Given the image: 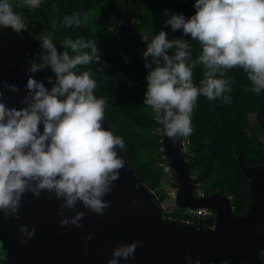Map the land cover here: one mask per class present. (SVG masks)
Returning a JSON list of instances; mask_svg holds the SVG:
<instances>
[{
	"label": "clouds",
	"instance_id": "obj_1",
	"mask_svg": "<svg viewBox=\"0 0 264 264\" xmlns=\"http://www.w3.org/2000/svg\"><path fill=\"white\" fill-rule=\"evenodd\" d=\"M38 3L27 0V7ZM193 7L194 14L187 17L175 12L168 15L165 10V23L199 42L195 59H191L188 39H170L163 29L147 41L143 51L148 69L143 102L162 125L156 131L173 143L192 133L191 117L198 95L230 102L227 93L232 78H224L225 70L241 67L252 91L264 90V0H194ZM62 22L78 27L80 13H71ZM9 27L17 31L27 28L23 9L16 8L13 0H0V29ZM40 42L44 51L29 59L27 70L36 73L50 68L55 76L54 82L53 76L47 77L51 87L30 75L23 82L28 94L21 97L26 106L8 104L0 97V213L4 219L19 218L24 193L39 197L47 191L61 201L58 223L80 227L86 213L76 210L78 203L97 215L110 206L111 201L104 197L112 192L125 165L118 154L125 144L111 128L102 126L106 105L104 98L94 93L97 82L92 73L77 68L101 59L96 41L66 37L61 51L51 35L42 36ZM197 64L204 68L198 85L193 83ZM4 83L16 86L14 81ZM65 210L74 214L64 215ZM17 228L21 243L36 232L35 227L23 223ZM92 235L88 233L85 239ZM139 243L137 239L118 243L107 264H121L134 257ZM6 258V249L0 247V264H6ZM185 264L201 261L188 254Z\"/></svg>",
	"mask_w": 264,
	"mask_h": 264
},
{
	"label": "trees",
	"instance_id": "obj_2",
	"mask_svg": "<svg viewBox=\"0 0 264 264\" xmlns=\"http://www.w3.org/2000/svg\"><path fill=\"white\" fill-rule=\"evenodd\" d=\"M13 3L23 9L27 30L38 40L51 35L60 45L66 37L83 36L96 41L101 59L96 64L92 62L77 68L89 70L96 80L94 93L105 100V118L114 134L123 138L124 151L138 182L156 192L158 203L167 205V219L212 227L214 213L199 217L175 205L163 192L162 181L167 172L162 164L170 165L161 150L163 137L156 131L161 125L143 102L148 69L143 57L147 43L141 32L146 31L152 38L163 29L170 39H188L191 59H195L200 51L199 42L191 40L190 34H184L182 29L173 31L165 23L173 12L186 17L194 14V0H39L31 9L27 7V0H13ZM73 12L80 13V25L65 26L63 18ZM128 21H131L129 25ZM121 23L129 26V31L120 32ZM0 31L8 33L9 30ZM33 55L31 53L28 59ZM203 71L202 64L194 67V84H199ZM37 72L50 88L47 77L53 76V82L55 79L51 69ZM228 77L232 78L231 91L227 93L230 102L198 95L191 117L193 131L188 137L180 138L188 143V167L192 176L197 174L194 183L200 184L205 195L219 190V194L230 198L234 213L243 216L251 205V193L238 156L241 155L248 167H264V90L253 92L247 74L239 66L225 70L224 78ZM172 179L173 187H178L175 174ZM260 257L264 262V253Z\"/></svg>",
	"mask_w": 264,
	"mask_h": 264
},
{
	"label": "water",
	"instance_id": "obj_3",
	"mask_svg": "<svg viewBox=\"0 0 264 264\" xmlns=\"http://www.w3.org/2000/svg\"><path fill=\"white\" fill-rule=\"evenodd\" d=\"M8 30L0 31V97L8 104L26 106L21 97L28 94L23 83L28 76L48 87L38 72L27 70L29 55L44 50L27 28ZM119 31H129V26L121 23ZM56 46L58 51L63 50L60 44ZM4 81H14L16 86L10 87ZM102 126L110 128L106 118ZM162 137L170 172L178 183L174 204L187 210L214 211L212 227L167 219V205L158 203L156 192L138 182L125 151L118 150L125 165L119 170L112 192L104 197L111 204L103 215L78 203L76 210L86 213L81 226H61V201L47 191L39 197L30 191L24 193L19 218L4 219L0 213V247L7 251L6 264H107L113 247L133 239L140 241L135 256L121 264H185L188 254L193 260L199 257L201 264H264L260 257L264 253V167H248L238 156L241 170L249 179L251 205L245 215L237 216L229 197L219 193L200 197L195 194L196 184L186 158L188 143L181 138L173 143ZM73 214L71 210L64 212ZM22 223L36 229L35 235L23 243L17 228ZM88 233L93 235L86 240Z\"/></svg>",
	"mask_w": 264,
	"mask_h": 264
},
{
	"label": "built area",
	"instance_id": "obj_4",
	"mask_svg": "<svg viewBox=\"0 0 264 264\" xmlns=\"http://www.w3.org/2000/svg\"><path fill=\"white\" fill-rule=\"evenodd\" d=\"M163 150V148L161 149ZM166 157V156H165ZM162 166L164 167L165 169V172H168L170 171V167L167 165V164H162ZM193 178H195V176H193ZM177 191H178V187H172L170 190L166 191V194L167 196L171 199V200H174L175 199V196L177 194ZM219 192V190L217 191V193ZM197 196H208V195H205V193L201 190L200 188V184H196V193H195ZM188 211L192 214H195L197 216H201V217H208V216H211L212 213H214V211L212 210H204V209H199V210H189ZM214 216H215V213H214Z\"/></svg>",
	"mask_w": 264,
	"mask_h": 264
},
{
	"label": "rangeland",
	"instance_id": "obj_5",
	"mask_svg": "<svg viewBox=\"0 0 264 264\" xmlns=\"http://www.w3.org/2000/svg\"><path fill=\"white\" fill-rule=\"evenodd\" d=\"M142 36H143V39H144V42L147 43V41H149L151 38L149 36V34L146 32V31H142L141 32ZM150 107V106H149ZM150 110L153 112V114L155 115V112L152 110V108L150 107ZM194 176H196L197 174H193ZM174 185V181L172 179V173L170 171H168L166 173V176L165 178L163 179L162 181V189H163V192L165 191H168L170 190ZM171 202L168 200V203ZM167 203V202H166Z\"/></svg>",
	"mask_w": 264,
	"mask_h": 264
}]
</instances>
